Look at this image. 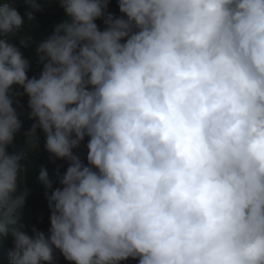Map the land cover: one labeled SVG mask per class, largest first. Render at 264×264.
Listing matches in <instances>:
<instances>
[{
	"label": "clouds",
	"instance_id": "1",
	"mask_svg": "<svg viewBox=\"0 0 264 264\" xmlns=\"http://www.w3.org/2000/svg\"><path fill=\"white\" fill-rule=\"evenodd\" d=\"M24 2L23 15L0 3L4 264L57 251L69 264H264V0H118L119 16L108 0H58L65 19L31 78L11 41L41 5ZM21 95L34 123L9 153ZM38 129L68 166L55 188L39 168L50 227L29 235L22 161Z\"/></svg>",
	"mask_w": 264,
	"mask_h": 264
},
{
	"label": "trees",
	"instance_id": "2",
	"mask_svg": "<svg viewBox=\"0 0 264 264\" xmlns=\"http://www.w3.org/2000/svg\"><path fill=\"white\" fill-rule=\"evenodd\" d=\"M5 0H0V3H4ZM13 3L17 10L23 15L28 11V6L24 0H8ZM41 5V10L35 11L34 22L27 21L25 17L26 26L22 29L17 36L11 41L14 43L23 56L30 61V70L27 75L31 78L33 75L39 74L42 65L39 63V58L36 53L38 44L52 34L54 27L65 19L64 11L59 6L58 0H36ZM108 11L114 16L121 15L118 9V0H108ZM99 28L103 29V21L98 19L96 21ZM13 91L23 92V89L19 86H13ZM27 100L26 95L14 97V107H16L19 118L22 122V128L14 138L13 145L9 147V153L20 151L24 147L25 137L23 133L30 129L33 120H29L27 113ZM16 101H19L20 107H17ZM39 137V146L34 152L29 153L25 160L22 161L30 170L27 172L24 178L23 186L29 189V195L26 198L25 206L22 210V218L27 226V231L31 235V228L35 226L37 229L47 233L50 227V211L48 208L47 200L45 198V188L39 181V168L43 166L47 169L49 178L53 181V187H59L57 175L62 174L68 163L65 160L51 159L49 154L44 149V133L41 130H37ZM87 137L81 143L78 149L74 152L78 154L81 159L86 163L87 155ZM13 246L11 237L7 239H0V264L9 262L8 253ZM55 264H69L63 256L57 251L55 253ZM122 264H138L137 260L129 259L122 262Z\"/></svg>",
	"mask_w": 264,
	"mask_h": 264
}]
</instances>
